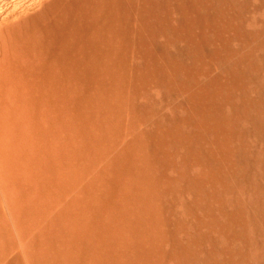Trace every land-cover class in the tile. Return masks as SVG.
Returning a JSON list of instances; mask_svg holds the SVG:
<instances>
[{"label": "rangeland", "instance_id": "rangeland-1", "mask_svg": "<svg viewBox=\"0 0 264 264\" xmlns=\"http://www.w3.org/2000/svg\"><path fill=\"white\" fill-rule=\"evenodd\" d=\"M0 264H264V0H0Z\"/></svg>", "mask_w": 264, "mask_h": 264}, {"label": "bare ground", "instance_id": "bare-ground-1", "mask_svg": "<svg viewBox=\"0 0 264 264\" xmlns=\"http://www.w3.org/2000/svg\"><path fill=\"white\" fill-rule=\"evenodd\" d=\"M88 7H89V6H88ZM51 11H52V10H51ZM94 11H95V10H94ZM198 11H199V10H198ZM52 12H53V11H52ZM56 12H57V11H56ZM104 12H105V11H104ZM57 13H58V12H57ZM62 14H63V13H62ZM86 14L88 15L89 13H86ZM197 15H198V14H197ZM54 16H55V15H54ZM100 17H101V16H100ZM93 18H94V17H93ZM39 20H40V19H39ZM89 20H90V18H89ZM198 20H199V19H198ZM27 21H28V20H27ZM27 21H26V22H27ZM37 21H38V20H37ZM196 21H197V20H196ZM21 22H23V21H21ZM90 22H91V21H90ZM1 24H2V23H1ZM3 24H4V23H3ZM20 24H21V23H20ZM20 24H19V25H20ZM32 24H33V23H32ZM91 24H93V23H91ZM114 24H115V23H114ZM6 25H8V24H6ZM21 25H22V24H21ZM87 25H88V23H87ZM93 25H94V24H93ZM88 26H89V25H88ZM5 27H6V26H5ZM22 28H23V27H22ZM32 28H33V27H32ZM34 28H35V27H34ZM218 28H219V27H218ZM36 29H37V28H36ZM50 29H51V28H50ZM11 30H12V29H11ZM16 30H17V28H16ZM5 31H6V28H5ZM30 31H31V29H30ZM30 31H27V32L31 33ZM38 31H40V30H38ZM16 32H17V31H16ZM17 33H18V32H17ZM17 33H15L14 36H16ZM24 34H25V33L23 32V37H24ZM36 34H37V32H36ZM39 35H40V34H39ZM18 36H19V35H18ZM30 36H31V35H30ZM32 36H33V34H32ZM36 36H37V35H36ZM36 36H35V37H36ZM7 37H8V36H7ZM16 37H17V36H16ZM16 37H15V38H16ZM19 37H21V36H19ZM23 37H22V39H23ZM37 37H40V36H37ZM8 38H9V37H8ZM25 38L27 39V36H26ZM31 38H32V37H31ZM31 38H29V39H31ZM42 38H43V37H42ZM20 39H21V38H20ZM219 57H220V56H219ZM217 82H218V81H217ZM221 83H222V82H221ZM188 84H189V83H188ZM188 84H187V85H188ZM203 85H204V87H205V84H203ZM199 87H200V86H199ZM201 87H202V86H201ZM207 87H208V85H207ZM209 87H210V88H213L214 85H213V86H209ZM215 87H216V86H215ZM199 89H200V88H199ZM202 89H203V88H202ZM204 89H205V91H208V89H207V90H206V88H204ZM216 89H217V88H216ZM223 89H224V88H223ZM212 90H213V89H212ZM220 90H221V88H220ZM225 90H226V89H225ZM198 91H199V90H198ZM200 91H201V89H200ZM203 91H204V90H203ZM215 91L217 92V90H214V93H215ZM228 91H229V90H228ZM221 92H222V90H221ZM226 92H227V91H226ZM209 93H211V92H209ZM222 93H223V92H222ZM197 94H198V93H197ZM205 94H206V96H208L206 92H205ZM205 94H204V95H205ZM220 94H221V93H220ZM214 95H215V94H214ZM217 95H219V91H218ZM217 95H216V96H217ZM221 95H222V94H221ZM200 96H201V95H200ZM209 96H210L209 98L211 99V97H212L213 95L211 96V95L209 94ZM216 96H215V97H216ZM202 97H203V96H202ZM204 97H205V96H204ZM195 98H196V97L193 96L192 101H194ZM198 98H200V97H198ZM213 98H214V97H213ZM200 99H201V98H200ZM210 99H209L210 102H209V103L207 102V103H208V106H212V105H210V103H212ZM218 99H219V101H220V97H218ZM218 99H217V100H218ZM196 100H197V99H196ZM204 100H205V99H203V101H204ZM212 100H213V99H212ZM214 100H215V99H214ZM190 101H191V100H190ZM197 101H198V100H197ZM203 101H202V102H203ZM194 102H195V101H194ZM194 102H193V103H194ZM204 102H206V100H205ZM220 102H221V101H220ZM197 103L199 104V103H201V102H197ZM197 103H195V104L198 105ZM205 104H206V103H205ZM196 105H195V106H196ZM199 105H200V104H199ZM214 105H215V104H213V107H215ZM204 106H205V105H203V108H204ZM206 106H207V105H206ZM201 107H202V106H201ZM218 107H219V105H217V108H218ZM194 108H195V107H194ZM194 108H193V109H194ZM204 109H206V108H204ZM208 109H210V108H208ZM208 109H207V110H208ZM220 109H221V108H220ZM213 110H214V108H213ZM215 110H216V109H215ZM210 111H211V110H209V113H210ZM219 111H220V110H218V111H216V112L218 113ZM202 112H203V111H202ZM195 113L197 114V110H196ZM200 113H201V111H200ZM207 113H208V112H207ZM209 113L206 114V116L209 115ZM211 113H213V112H211ZM219 113H220V112H219ZM219 113H218V114H219ZM223 113H224V112H223ZM198 114H199V113H198ZM198 114L196 115V117H199ZM214 114H215L214 116L216 117V113H214ZM201 115H202V114H201ZM203 115H204V112H203ZM203 115H202V116H203ZM210 115H211V114H210ZM221 116H222V115H221ZM203 117H204V116H203ZM219 117H220V116H219ZM222 117H224V116H222ZM201 118H202V117H201ZM204 118H205V117H204ZM208 118H209V117H208ZM211 118H212V117H211ZM216 118H217V117H216ZM220 118H221V117H220ZM209 119H210V118H209ZM209 119H208L207 121H209V122L211 123V120H209ZM200 120H201V119H200ZM204 120H206V118H205ZM223 120H224V119H223ZM231 120H232V119H231ZM196 121H197V120H196ZM201 121H202V120H201ZM216 121H217V120H216ZM226 121H227V120H226ZM198 122H200L199 119H198ZM202 122H203V121H202ZM214 122H215V121H214ZM218 122H221V121L218 120ZM222 122H223V121H222ZM222 122H221V123H222ZM195 123H196V122H195ZM206 123H207V122H205V126H206ZM212 123H213V122H212ZM223 123H225V122H223ZM227 123H228V122H227ZM227 123H226V125H223V124H222V125H223L224 127H225V126L228 127V124H227ZM200 124H201V123H200ZM207 124H208V123H207ZM214 124H216V123H214ZM218 124H219V123H218ZM208 125H210V124H208ZM211 125H212V124H211ZM214 126H216V125H214ZM220 126H221V125H220ZM220 126H217V127L219 128ZM223 126H222V127H223ZM199 127H200V126H199ZM202 127H204V124H203ZM211 127H213V126H211ZM217 127H215V130L218 129ZM224 127H223V130L226 129V128L224 129ZM213 129H214V128H213ZM227 129H228V128H227ZM227 129H226V130H227ZM219 130H222V129H219ZM219 130H218V131H219ZM218 131H217V132H218ZM220 132H222V131H220ZM229 132H230V131H229ZM225 133H226V132H223V134H225ZM211 135H212V134H211ZM220 144H221V143H220Z\"/></svg>", "mask_w": 264, "mask_h": 264}]
</instances>
